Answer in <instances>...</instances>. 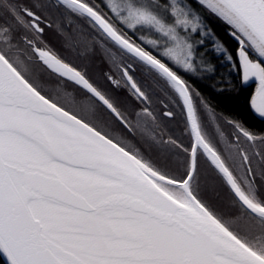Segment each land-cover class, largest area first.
I'll use <instances>...</instances> for the list:
<instances>
[{"label": "snow or ice", "instance_id": "6c2138e0", "mask_svg": "<svg viewBox=\"0 0 264 264\" xmlns=\"http://www.w3.org/2000/svg\"><path fill=\"white\" fill-rule=\"evenodd\" d=\"M46 30L69 55L97 45L138 109ZM249 121L264 124V0H0V264H264V127Z\"/></svg>", "mask_w": 264, "mask_h": 264}, {"label": "rangeland", "instance_id": "374dc122", "mask_svg": "<svg viewBox=\"0 0 264 264\" xmlns=\"http://www.w3.org/2000/svg\"><path fill=\"white\" fill-rule=\"evenodd\" d=\"M52 21L54 24L59 23L61 27L65 28L66 31H71L73 35L83 34L85 38L90 39L91 29L83 20H78L75 17L72 18L73 23L69 29L68 20L65 16H62L58 13L52 15ZM45 39L55 47L62 55L69 56L76 63L87 66L90 69V74L93 76V79L98 83L103 85L104 83L103 76L105 72H111L113 75H117L118 72L107 61L103 58L102 52L99 47L95 44L91 46V49L85 48L81 44L76 51L72 52L70 55L63 48H61L62 38L56 36L52 30H47L45 33ZM222 196V210L225 214H231L237 211V207L232 205L229 194L224 188L220 189Z\"/></svg>", "mask_w": 264, "mask_h": 264}, {"label": "trees", "instance_id": "16d2710c", "mask_svg": "<svg viewBox=\"0 0 264 264\" xmlns=\"http://www.w3.org/2000/svg\"><path fill=\"white\" fill-rule=\"evenodd\" d=\"M208 22L213 27L215 35L220 40H222L227 46H229L231 48L235 45V42L228 36L227 31L225 30V27L219 21L215 20L214 18H208ZM212 44H213L212 37L205 38V46L203 49L206 52L205 60L210 61L213 64H217L219 58L216 56V54L212 50ZM219 75H225V76L227 75V73L223 67H220L217 78H219ZM114 76H116L117 79L120 78L119 74H117V75L115 74ZM136 76L140 80L151 83V79H150L151 74L147 71L146 68H144L142 66H137ZM102 78L104 80V83H102L103 85H101L102 87L108 89L112 93L113 96L123 100L125 102L126 106L129 108V110H131L132 108L138 109V107H139L138 102L135 101L128 94L127 89L123 87V82H122L121 87L117 89V88H113L112 85H110L106 81L104 76ZM188 78H190L191 82H193L194 85L201 91V93L204 95V97L207 98V100L210 104L216 105L218 97H217L216 93L213 91V88L211 87V85L214 81H212L210 78L202 80V79H199V78L194 77V76L188 77ZM253 87H254V85H253ZM216 106L222 107L220 105H216ZM249 123L254 124L255 127H257V128L264 127V124L258 123L256 121H249Z\"/></svg>", "mask_w": 264, "mask_h": 264}]
</instances>
